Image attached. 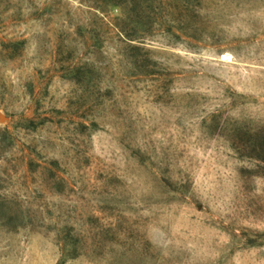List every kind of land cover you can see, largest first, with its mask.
Segmentation results:
<instances>
[{"label": "rangeland", "instance_id": "1", "mask_svg": "<svg viewBox=\"0 0 264 264\" xmlns=\"http://www.w3.org/2000/svg\"><path fill=\"white\" fill-rule=\"evenodd\" d=\"M0 264H264V0H0Z\"/></svg>", "mask_w": 264, "mask_h": 264}]
</instances>
